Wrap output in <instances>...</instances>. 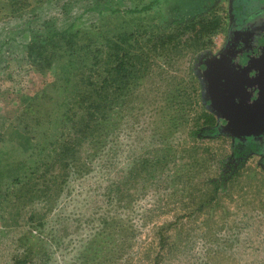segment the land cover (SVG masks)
<instances>
[{"label": "rangeland", "instance_id": "obj_1", "mask_svg": "<svg viewBox=\"0 0 264 264\" xmlns=\"http://www.w3.org/2000/svg\"><path fill=\"white\" fill-rule=\"evenodd\" d=\"M149 1L52 0L34 12L30 6L25 8L26 2L20 15H12L9 12L18 3L0 0V137L20 143L27 139L13 123L24 97L42 87L48 77L32 71L20 45L39 30L43 20L58 28L71 23L86 28L100 24L99 9L124 11L133 3L140 7ZM180 2L168 0L160 9L156 5L139 16L121 12L102 17L112 24L163 25L212 8L225 17L228 27L243 19L248 28L252 15L264 13V0H210L199 9L195 2ZM262 17L251 24L253 33L243 41L240 53L231 51L230 59L216 58L223 70L212 78L217 87L209 84L208 88L222 94L224 117L232 123L264 121V114L258 112L244 116L245 110H258L264 101ZM225 33L212 34L206 48L182 56L171 54L170 59L155 57L151 66L155 74L140 81L141 99L134 108L129 106L109 149L90 160L82 157L88 173L69 169L61 191L51 184L48 206L42 205L44 200L35 201L12 220L6 211L10 199L3 197L0 187V264H16L14 259L25 264H264V128L249 134L262 141L251 139L253 144L240 147V155H235L237 137L220 127L206 94L204 70L214 74L215 70L204 65L206 59L201 69L200 61L221 51ZM166 92L174 98L172 108ZM202 110L215 117L213 126L203 127ZM233 116L235 120H229ZM173 117L183 125L175 129ZM153 157L162 160L155 169L127 171L136 160ZM112 192L116 194L111 196Z\"/></svg>", "mask_w": 264, "mask_h": 264}, {"label": "trees", "instance_id": "obj_2", "mask_svg": "<svg viewBox=\"0 0 264 264\" xmlns=\"http://www.w3.org/2000/svg\"><path fill=\"white\" fill-rule=\"evenodd\" d=\"M11 1L17 2L19 7L11 8L9 14L20 15L19 11L30 0ZM51 1L31 0L25 8L30 6V12H34L36 7ZM187 1L195 2L198 9L210 2ZM167 2L150 0L140 7L133 3L124 11L99 9L100 24H90L86 28H77L74 23L58 28L53 22L43 20L39 30L20 45L24 60L32 71L48 78L37 91L24 97L13 123V128L26 136L25 143L16 142L12 137H0V187L4 191L3 197L10 199L6 211L13 216L12 220H17L21 216L20 210L35 201L41 203L39 201L44 200L42 205L48 203L51 184L55 191H61L69 169L88 173V163H83L81 158L90 160L106 147V151L109 149L110 138L124 124L129 106L134 108L141 99L139 83L146 76L155 74L151 69L155 57L164 55L170 59L171 54L182 56L188 51L206 48L212 34L227 32L225 17L212 8L201 14L172 19L163 25L112 24L104 22L102 17L103 14L119 15L121 12L139 16ZM179 4L184 5L185 0ZM196 81L194 76L193 83ZM167 94L168 107L172 108L174 98L171 93ZM202 112L203 127L213 126L215 117L212 113ZM178 119L172 118L175 129L183 125ZM249 143L253 144L252 141L235 142L234 154L240 155L239 148ZM161 162L160 157L138 159L127 171L155 169ZM115 194L112 192L111 196ZM40 207L32 210L35 212ZM38 223L43 224L40 219ZM14 263L25 264V261L14 259Z\"/></svg>", "mask_w": 264, "mask_h": 264}, {"label": "flooded vegetation", "instance_id": "obj_3", "mask_svg": "<svg viewBox=\"0 0 264 264\" xmlns=\"http://www.w3.org/2000/svg\"><path fill=\"white\" fill-rule=\"evenodd\" d=\"M262 14L264 15V13L258 12L257 14L252 15L250 17L251 22H250V25L248 28L243 25V23L247 22V21H243V19H240V20L237 19L238 21L236 20L234 23L229 25L227 32H226V40H225V43H224L221 51L215 56L207 57V58H204L202 61H200L202 63L201 69L204 68L203 67V61L206 59V62L204 63V65H209V68L211 67L209 70H211V69L215 70V74L213 73L214 71H208L209 74H206V75H208V78H207V84L208 85H206V86H209V84H210L214 87H217L216 85L218 82L216 84H214L215 81H213V79L215 78V76L217 77L220 74L218 72L222 71L223 68H222V66H219V64H217L218 60L216 58L219 57V55H223L225 57H228V59H230V58H232L229 55L231 51L233 54H235L236 51H238V53H240L241 49L244 46L243 41H247L248 35L253 33V30H251L252 29L251 24H255V25L258 24L256 19H258L259 21L263 20ZM246 16H244L243 18L248 20V18ZM261 23H263V22H261ZM259 24H260V22H259ZM252 40H254V39H252ZM254 99H250V101H249L250 104L253 102ZM263 103H264V101H263ZM262 128H264V121L262 124H256L255 123L253 125H249L247 128L242 127L241 132H237L238 134L235 135L237 137L238 143L239 142H241V143L242 142H244V143L249 142V140H251V139H259L260 141H262L261 138H256L257 136L254 138L253 137L251 138V136L248 135V134L252 135L254 133H258Z\"/></svg>", "mask_w": 264, "mask_h": 264}, {"label": "water", "instance_id": "obj_4", "mask_svg": "<svg viewBox=\"0 0 264 264\" xmlns=\"http://www.w3.org/2000/svg\"><path fill=\"white\" fill-rule=\"evenodd\" d=\"M205 69V68H202ZM206 74H209L208 71L205 69L204 70ZM209 86H206V94H207V98H208V102H209V106L211 108V110L213 112H216V115L218 116V122L220 127H222V129L224 131H229V133H231V135L233 137H235V135H237V132H241V127H239L240 125H242V127L247 128L251 123L252 120L248 119L247 122H243V123H239V121H235V122H230L228 121L227 118L224 117L223 114V107L221 104V93L215 88L209 90L208 88ZM263 102H261L258 110L257 109H249V110H245L244 112V116H248L250 113L255 112V113H259L261 115V117L264 114V106L262 105ZM231 121L235 120V117L233 116L231 119H229ZM238 127V128H237ZM249 135V134H248Z\"/></svg>", "mask_w": 264, "mask_h": 264}]
</instances>
